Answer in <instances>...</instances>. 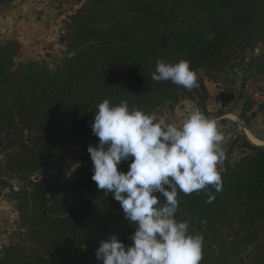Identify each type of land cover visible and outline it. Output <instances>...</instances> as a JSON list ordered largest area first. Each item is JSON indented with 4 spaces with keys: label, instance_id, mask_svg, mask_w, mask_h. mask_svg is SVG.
<instances>
[{
    "label": "trees",
    "instance_id": "16d2710c",
    "mask_svg": "<svg viewBox=\"0 0 264 264\" xmlns=\"http://www.w3.org/2000/svg\"><path fill=\"white\" fill-rule=\"evenodd\" d=\"M74 6L61 58L16 63L20 44L0 41V189L8 190L17 214L14 233L0 245V264H102L95 256L101 241L117 235L131 246L135 226L91 179L87 147L98 143L90 127L97 105L127 100L153 114L189 101L208 116L203 81L191 90L156 82L157 59L187 60L196 75L224 74L240 62L242 89L264 79V0H75ZM253 104L243 103L244 124L255 115ZM222 149L221 190L178 191L176 219L202 235L200 264H264V145L236 133ZM131 160L118 170L126 172ZM50 171L57 180L46 184L40 178ZM7 177L19 181L17 190Z\"/></svg>",
    "mask_w": 264,
    "mask_h": 264
},
{
    "label": "clouds",
    "instance_id": "9594fccd",
    "mask_svg": "<svg viewBox=\"0 0 264 264\" xmlns=\"http://www.w3.org/2000/svg\"><path fill=\"white\" fill-rule=\"evenodd\" d=\"M152 79L187 90L198 86L187 60L157 59ZM90 127L98 137L95 146L87 147L91 179L119 202L125 219L135 226L131 246L111 235L101 241L96 258L102 264H200L203 237L191 234L187 221L176 219L177 196L178 191L198 193L210 185L221 190L217 164L224 157V137L216 121L195 109L177 125L130 108L127 100L114 105L104 99ZM129 157L128 170L119 171ZM161 198L166 202L161 204Z\"/></svg>",
    "mask_w": 264,
    "mask_h": 264
},
{
    "label": "rangeland",
    "instance_id": "374dc122",
    "mask_svg": "<svg viewBox=\"0 0 264 264\" xmlns=\"http://www.w3.org/2000/svg\"><path fill=\"white\" fill-rule=\"evenodd\" d=\"M74 1L17 0L0 6V19L12 16V19L22 22L29 36L31 34L36 36L35 41L26 47H37V49L35 51L21 50L16 63L29 59L50 62V60L63 56L65 47L59 42L65 34L68 16L77 7L74 6ZM2 40L4 39L0 36V41ZM261 49V46L256 47L253 54L259 55ZM244 68V66L240 68V62H238L233 65L232 70H226V73L220 75L212 71L200 70L197 79L203 81L209 93L210 98L206 103L208 116L206 117L216 121L224 137L222 144L233 139L236 133H243L249 142L256 145L260 141V146H262L264 143V79L255 83L249 81L242 89L240 84L242 75H245ZM245 100L254 103L251 110L255 114L249 118L247 124H244L240 118ZM195 109L198 108L194 103L184 101L173 110L168 111L163 107L156 110L154 114L158 119L163 117L167 122L179 125L187 114ZM231 158L233 160L234 155ZM221 166L222 160L218 162L217 168ZM5 179L14 187V190L19 188L20 183L16 178L7 177ZM40 179L46 184H52L57 177L53 171H50ZM7 192V189H0V245L8 243L14 233L17 220L14 203L6 196Z\"/></svg>",
    "mask_w": 264,
    "mask_h": 264
},
{
    "label": "crops",
    "instance_id": "0c3cea01",
    "mask_svg": "<svg viewBox=\"0 0 264 264\" xmlns=\"http://www.w3.org/2000/svg\"><path fill=\"white\" fill-rule=\"evenodd\" d=\"M3 35H6L8 38L6 36L4 37ZM0 36H2L4 40L10 39L17 41L21 46V50L35 51L37 49V47H26L27 45H30L31 42L35 41L36 36L33 34L29 36V34L23 28L22 22L12 19V16L0 19ZM256 145H261V142L259 141V144ZM262 145H264V143H262Z\"/></svg>",
    "mask_w": 264,
    "mask_h": 264
},
{
    "label": "water",
    "instance_id": "95a60500",
    "mask_svg": "<svg viewBox=\"0 0 264 264\" xmlns=\"http://www.w3.org/2000/svg\"><path fill=\"white\" fill-rule=\"evenodd\" d=\"M2 144H0V147H1Z\"/></svg>",
    "mask_w": 264,
    "mask_h": 264
}]
</instances>
